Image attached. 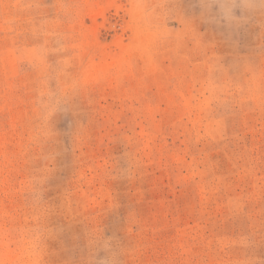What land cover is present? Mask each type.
<instances>
[{
	"label": "rangeland",
	"instance_id": "obj_1",
	"mask_svg": "<svg viewBox=\"0 0 264 264\" xmlns=\"http://www.w3.org/2000/svg\"><path fill=\"white\" fill-rule=\"evenodd\" d=\"M0 264H264V0H0Z\"/></svg>",
	"mask_w": 264,
	"mask_h": 264
}]
</instances>
